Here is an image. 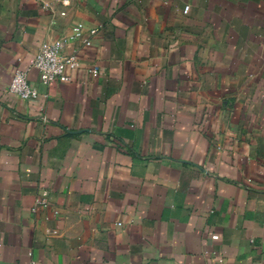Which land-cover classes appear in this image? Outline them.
<instances>
[{
    "label": "crops",
    "instance_id": "0c3cea01",
    "mask_svg": "<svg viewBox=\"0 0 264 264\" xmlns=\"http://www.w3.org/2000/svg\"><path fill=\"white\" fill-rule=\"evenodd\" d=\"M0 264H264V0H0Z\"/></svg>",
    "mask_w": 264,
    "mask_h": 264
},
{
    "label": "built area",
    "instance_id": "2783aa9c",
    "mask_svg": "<svg viewBox=\"0 0 264 264\" xmlns=\"http://www.w3.org/2000/svg\"><path fill=\"white\" fill-rule=\"evenodd\" d=\"M188 10L189 7L185 6L183 12L187 13ZM95 34L96 30H90L85 34L84 26L78 23L71 29L70 39L87 44L89 38ZM64 44L63 40L43 44L35 55L30 67L38 73L41 83L48 85L53 82L68 83L71 81L69 73L78 68L79 62L75 55L62 54ZM89 73L93 77H97L99 71L90 69ZM27 75L28 70L16 69L8 85V91L22 101H31L37 98V91L29 83ZM47 206L48 193L41 191L40 196L35 200L33 211L37 207L46 208ZM217 238V236L212 237L213 240H217Z\"/></svg>",
    "mask_w": 264,
    "mask_h": 264
}]
</instances>
